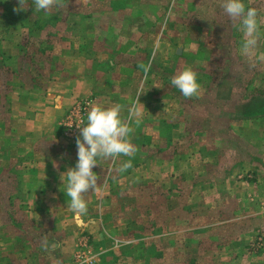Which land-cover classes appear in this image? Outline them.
<instances>
[{
	"label": "rangeland",
	"instance_id": "obj_1",
	"mask_svg": "<svg viewBox=\"0 0 264 264\" xmlns=\"http://www.w3.org/2000/svg\"><path fill=\"white\" fill-rule=\"evenodd\" d=\"M12 1L18 5V0ZM159 1V6L146 12L149 23H159L155 26L156 30L162 19H168L160 27L164 35L159 37L162 39L160 45L158 34L151 41V28L146 31L139 27L138 33L131 32L132 39L126 43L111 40L110 45L114 43L117 47L113 55L116 65H106L103 61L93 63L94 68L98 66V71L92 77L98 84L111 80L118 90L116 92L140 107L136 120L132 121L130 134L136 152L131 157H120L130 160L133 168L138 167L137 170L133 169L134 174L126 178L115 176L111 167L117 159L105 160L106 170L102 173L98 188L99 192L111 199L107 203V220L112 222L115 229H112L114 233L106 232V240L111 239V247L114 238L129 239L133 244L121 248V253L112 255V259L115 258L118 264H236L244 253L249 259L248 264H260L258 261L264 257V231L255 229L257 221L251 217L252 208L246 211L241 209L245 208L240 205L241 200L234 201L218 190L210 195L208 187L212 179L224 178L231 166L233 170L229 172L238 180L242 176L241 166L247 158L252 156L259 159L264 150V135H257L258 120L251 119V126L250 122L237 120L247 106L242 107L238 98L236 102L239 103L229 102L228 93L234 92L238 97L242 92L237 89L227 91L216 85L226 76L223 70L226 66L231 70L242 68V59L239 58L240 62L237 63L232 58L236 55L234 51H237V36L228 35L232 23H226V20H222L224 18H219V25L214 23L217 14L225 12L213 10L211 0ZM67 2L55 0L54 5L59 9L34 12L29 5L31 0H25V11L4 9L9 0H0V35L4 32L15 36L16 33L15 41L23 38L17 44L21 55H24V50H47L46 37L51 35H74L75 38L84 28V14L98 23V17L94 14L96 11H69L65 8ZM168 4L170 6L166 8ZM143 17L146 18V14ZM38 23L42 29L34 28L30 36L29 28ZM238 30L235 28V33ZM94 34L100 37L98 27ZM70 45L75 49H88L83 40L73 41ZM58 48L57 55L62 58V43H58ZM149 50L152 54L148 55ZM148 56L153 60L150 61V75L147 76V73H142V68ZM160 56L163 59H159ZM168 56L169 59L166 58ZM0 57L4 58L3 55ZM60 58L59 63L63 65ZM256 60L251 55L250 63L246 61L244 64L249 66L246 69L250 68L251 72L256 70ZM31 61L41 71L49 70L53 65H50V58L41 63L34 59ZM186 67L196 72L200 85L198 93L192 97H184L170 83L171 78ZM134 70L139 72L137 76L132 75ZM241 76H238V83L244 82L249 87L245 91L248 96L245 103L251 102L258 95V90H250L255 76L246 72L244 78L242 76L241 79ZM128 79L131 82L126 85ZM147 80L151 94L148 93L149 89L145 90ZM135 81L138 82L137 88L132 84ZM258 108L261 107L250 106L252 112ZM122 119L131 126L129 119ZM249 129V137H243ZM199 130L206 133L204 138L199 136ZM227 131L230 136L217 139L210 138L207 133L223 134ZM214 143L216 148H212ZM230 153H234L233 157H230ZM211 161H215L219 167L216 172L212 169L213 173L210 167L206 168ZM200 177L204 183L203 194L196 193L195 179ZM217 189H224V184L221 182ZM81 235L93 238L92 233L84 232ZM258 236H262L263 241L255 247ZM97 260H102L101 253Z\"/></svg>",
	"mask_w": 264,
	"mask_h": 264
},
{
	"label": "crops",
	"instance_id": "obj_2",
	"mask_svg": "<svg viewBox=\"0 0 264 264\" xmlns=\"http://www.w3.org/2000/svg\"><path fill=\"white\" fill-rule=\"evenodd\" d=\"M13 2L9 0L4 9L17 8V4ZM245 3L256 8L259 13L258 44L255 48L245 51L242 44L247 37L241 30L235 33L234 29L238 28L237 22L226 13L217 14L216 21L212 20L216 25H219L220 17L224 18L222 20H226V23H232L228 35L237 36V51H234L236 55L232 58H235L237 63L241 58L243 64L242 68L237 67L232 69L233 71L226 66L223 69L226 71V76L216 85L227 91L237 89L242 92L238 97L234 92L228 93L231 104L238 98L242 102V107L247 106L245 110L243 109L242 116L236 119H241L244 123L250 122V126L251 119L258 120L257 135L262 137L264 135V0H245ZM66 4L65 8L69 11H96L94 14L98 17V23L84 14V28L75 38L74 35L72 37L65 34L51 35L49 38L46 37L47 50L38 48L27 52L24 50V55H21L17 44L23 41V38L15 41L16 33L15 36L4 32L0 35V55L4 56V58L0 57V264H73L76 241L84 232L93 234V238L86 236L92 247L103 250L102 260H96L94 264H118L115 258L112 259V255L121 253V248L124 246H133L129 243L114 248L111 247V239L106 240V232L114 233L112 229L115 228L112 222L107 220L109 211L107 203L111 199L98 189L102 181V173L106 170L105 160L99 161L100 165L92 169L98 176L96 188L83 194L87 203V212L77 217L68 205L69 198L63 192L65 189L62 183L65 175L63 172L75 165L77 159L75 140L79 134L74 139L67 137L63 131L62 120L75 102L88 98L90 107L96 104L106 107L119 105L121 116L125 120L129 119L130 122L135 121L140 109L139 105L133 104L130 99L126 101L120 92H116L118 90L111 80L98 84V81L92 77L93 73L98 71V66L94 68L93 63L103 61L106 65H116L113 55L117 47L114 43L110 45L111 40L115 39V42L120 44L126 43L132 39L131 32L138 33L139 27L145 28L146 31L151 28V41L158 34L160 45L162 43L160 38L164 37L160 27L168 19L164 18V21L162 19L157 30L155 26L159 23L148 21L146 11L159 6V0H68ZM169 6L170 4L166 8ZM211 6L213 10L223 11L221 0H211ZM52 8L57 9L58 6L53 5ZM143 14H146V18ZM71 22L74 23L72 20ZM96 27L102 36H95ZM19 34L22 36V33ZM81 40L86 43L88 49L86 47L75 49L70 45L73 41ZM91 42L94 44L91 45ZM58 43H62V58L57 55L60 50ZM149 53L152 54L151 50L148 51V55ZM176 53L179 52L176 50ZM56 55L58 59H62L63 65H60ZM251 55L257 59L258 64L256 70L252 72L250 68L246 69L248 65H244L246 61L250 63ZM149 57L142 68L146 71L142 73H147V76L150 75V61L153 60ZM49 58L50 65H53L45 71L34 65L35 62H30V59H34L41 63ZM166 58L169 59V56ZM159 59L163 57L160 56ZM245 72L255 76L250 90H258V95L247 103L245 99L248 96L245 91H248L249 87H246L244 82L238 83V76L241 74L244 78ZM138 73L134 70L132 75L137 76ZM247 78L250 80V77ZM130 82L128 79L126 85ZM132 84L137 88V81ZM148 85L147 80L145 90L149 89L148 93L151 94ZM131 105L132 108L134 106L135 115L129 118L127 111L130 110ZM250 106L261 108L252 112ZM231 120L234 121L233 118ZM132 126L133 122L130 127ZM250 132V129L246 130L242 136L248 138ZM207 133L213 139L230 136L229 131L223 134ZM205 134L199 130L201 138H204ZM216 146L214 143L212 148ZM233 154L230 153V157H233ZM120 157L111 167L114 175L122 178L132 176L134 174L132 170L135 169L133 166L126 171H118L120 164L125 161ZM211 162L206 168L210 167L216 172L219 167L215 161ZM241 167L243 177L238 180L233 178L231 175L233 173L229 172L233 170L231 166L224 178L211 180L208 186L209 193L213 195L218 190L220 194H226L234 201L241 200L240 205L245 207L241 209L246 211L252 208L251 217L257 221L254 224L255 229L264 231V150L259 159L250 156ZM195 182L196 193L203 194L204 183L201 177L195 179ZM221 182L224 184L222 190L217 189ZM257 223L259 225H256ZM240 246L244 250L243 246ZM241 255V259H238L236 264H248L247 256L244 253ZM258 262L264 264V257Z\"/></svg>",
	"mask_w": 264,
	"mask_h": 264
},
{
	"label": "clouds",
	"instance_id": "obj_3",
	"mask_svg": "<svg viewBox=\"0 0 264 264\" xmlns=\"http://www.w3.org/2000/svg\"><path fill=\"white\" fill-rule=\"evenodd\" d=\"M55 0H31L29 4L34 12L49 11ZM25 0H18L14 10L25 11ZM221 7L237 27L247 37L242 47L245 51L257 46L260 37V22L258 10L245 3V0H221ZM171 85L179 89L184 97H192L198 93L200 87L197 74L190 67H186L171 78ZM139 95V94H138ZM138 97V96H137ZM135 115L134 107L129 111V118ZM79 135L76 137L77 159L74 167L63 172L65 185L64 194L69 198L68 205L75 216L87 212V203L83 194L97 186V174L92 170L100 165L101 160L115 161L120 156L131 157L136 148L131 143L132 128L121 117L119 105L106 107L96 104L87 111L86 120H82ZM131 161H123L118 171L123 172L131 167ZM119 246V241L116 242Z\"/></svg>",
	"mask_w": 264,
	"mask_h": 264
},
{
	"label": "built area",
	"instance_id": "obj_4",
	"mask_svg": "<svg viewBox=\"0 0 264 264\" xmlns=\"http://www.w3.org/2000/svg\"><path fill=\"white\" fill-rule=\"evenodd\" d=\"M90 100L88 98L79 100L75 102L64 116L62 120V127L64 134L69 138H75L76 135L79 134V128L77 126L80 125L82 120H86L87 111L90 109ZM119 241V246H117L116 242ZM263 237L258 236L254 246H259L262 244ZM132 240H121V239H113L112 246L114 248L120 247L124 244L131 243ZM75 252L73 255V264H94L97 260L100 253L103 252L102 249H94L88 237L81 236L76 243Z\"/></svg>",
	"mask_w": 264,
	"mask_h": 264
},
{
	"label": "trees",
	"instance_id": "obj_5",
	"mask_svg": "<svg viewBox=\"0 0 264 264\" xmlns=\"http://www.w3.org/2000/svg\"><path fill=\"white\" fill-rule=\"evenodd\" d=\"M34 28H36L37 30L38 29H42V25L41 24H35L34 25V27L31 29V28H29V34H30V36H31V34L34 32ZM123 251V250H122Z\"/></svg>",
	"mask_w": 264,
	"mask_h": 264
}]
</instances>
